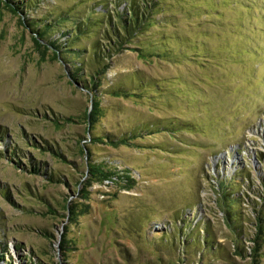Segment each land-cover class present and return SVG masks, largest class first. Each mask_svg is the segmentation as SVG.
Listing matches in <instances>:
<instances>
[{
  "label": "rangeland",
  "instance_id": "obj_1",
  "mask_svg": "<svg viewBox=\"0 0 264 264\" xmlns=\"http://www.w3.org/2000/svg\"><path fill=\"white\" fill-rule=\"evenodd\" d=\"M12 1L0 264H264V0H158L118 47L124 1Z\"/></svg>",
  "mask_w": 264,
  "mask_h": 264
},
{
  "label": "trees",
  "instance_id": "obj_2",
  "mask_svg": "<svg viewBox=\"0 0 264 264\" xmlns=\"http://www.w3.org/2000/svg\"><path fill=\"white\" fill-rule=\"evenodd\" d=\"M8 7H10L14 12L20 10L21 6H19L18 3L13 2L12 0H4ZM24 1H21L22 3H27ZM32 1V0H31ZM103 1H108V0H103ZM118 1H124L126 2L125 10H123L119 13H117V22L113 25L110 20L107 21L106 25V33L104 35L103 40H108L109 45L111 44L112 46H117L121 44L123 41H125L127 38L132 36L138 28L141 26L142 21L146 18L145 16L148 15V12L151 9L156 8V4L158 0H118ZM103 7V11H104ZM121 13V14H120ZM85 22V21H84ZM78 31L81 30V25L78 23L77 29ZM37 36L45 38V31H36L35 32ZM35 35L34 39L36 42H39V37ZM115 42V43H113ZM49 45H54L57 49L56 51H59L60 45L55 43V41H48ZM97 46V45H96ZM100 45L96 48H99ZM107 57V56H106ZM36 170V169H34ZM225 181V180H224ZM221 188H222V194L221 196L223 197L222 205L223 210L226 213V218L229 223H231V227L238 231V233L241 235L243 226L240 223L241 217L243 214H241L240 211H237L235 209L234 204H237L239 202L238 197L234 194L236 193V189L234 190L233 187L234 185H225V182H220ZM231 190V191H230ZM263 217L260 216L259 220L262 221ZM206 227V237L208 239L209 236V229L207 226ZM261 229V228H260ZM206 239V240H207Z\"/></svg>",
  "mask_w": 264,
  "mask_h": 264
}]
</instances>
